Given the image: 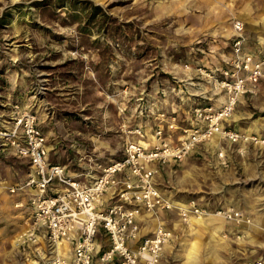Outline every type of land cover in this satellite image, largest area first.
I'll return each instance as SVG.
<instances>
[{
	"label": "rangeland",
	"instance_id": "rangeland-1",
	"mask_svg": "<svg viewBox=\"0 0 264 264\" xmlns=\"http://www.w3.org/2000/svg\"><path fill=\"white\" fill-rule=\"evenodd\" d=\"M239 33L245 52L264 46V0H0V130L12 128L19 112H33L51 145L85 150L84 160L60 159L82 179L123 156L132 136L124 118L138 113L141 120L152 103L163 111V138L177 145L196 125V107L226 102L227 90L205 71L224 78ZM189 63L197 65L195 74L185 69ZM184 91L193 95L178 115L171 105ZM222 128L242 138L221 133L197 143L161 187L195 197L205 216L236 202L264 220V142L244 137L264 139V78L239 96ZM29 168L0 135V264H34L42 245L25 240L33 224L25 190H8L24 183ZM255 233L264 245V228ZM220 235L206 244L207 255L243 264L232 253V235Z\"/></svg>",
	"mask_w": 264,
	"mask_h": 264
},
{
	"label": "built area",
	"instance_id": "built-area-1",
	"mask_svg": "<svg viewBox=\"0 0 264 264\" xmlns=\"http://www.w3.org/2000/svg\"><path fill=\"white\" fill-rule=\"evenodd\" d=\"M235 28L241 31V22H237ZM243 42L244 38L239 33L232 45V67L222 71L223 79H218L215 71H205V75L214 78L216 86L225 88L229 93L224 104L219 107H196L197 123L177 145L163 138L160 126L155 134L159 141L150 148L139 142L127 141L123 156L103 166L100 173L86 184L68 175L63 165L48 161L46 138L33 112H19L14 117L12 128L0 130V135L8 140L16 154L29 160L30 171L24 183L19 187L9 186L8 190L11 193L21 188L30 191L33 224L24 234L25 240L37 244L43 240L42 245L36 247L34 264H92L96 254H99L103 264H159L164 245L173 236L170 229L159 226L137 247L129 245L138 231L135 222L138 208L135 203H143L148 211L174 206L160 194L148 164L171 158L182 160L197 143L210 139L216 133H222L233 141L242 138L238 132L222 128L221 123L232 115L239 96L248 91L254 92L264 78V55L244 52ZM128 132L143 136L139 127ZM244 137L264 142L255 135ZM119 173L125 175L118 177ZM112 188H115L114 198L119 200L104 208L103 196ZM178 208L185 220H188L189 213L198 216L208 214L205 208L193 201L189 207ZM212 215L237 223L250 222L241 210L234 207L218 208ZM99 229L106 233L110 241V247L104 251L96 241ZM64 242L71 247L70 259L61 252ZM244 264H264V256L247 260Z\"/></svg>",
	"mask_w": 264,
	"mask_h": 264
},
{
	"label": "crops",
	"instance_id": "crops-1",
	"mask_svg": "<svg viewBox=\"0 0 264 264\" xmlns=\"http://www.w3.org/2000/svg\"><path fill=\"white\" fill-rule=\"evenodd\" d=\"M262 47L264 48V46H257V47L255 46V49L257 51L249 49L246 52L253 54L255 56L264 55L262 53V50L258 49ZM243 50H244V46H243ZM185 69L195 74L197 71L196 70L197 65H194L191 63L185 64ZM211 69H214V68H211ZM217 69H222V68L219 67ZM180 93L181 92H175V95H180ZM192 93L193 92L191 91L189 92L184 91L182 94L183 96L180 97L182 99L180 103L181 105L175 104V103L171 105L174 113L176 112V114L179 115L180 110L185 111L184 108L188 107L190 104L189 100L193 95ZM148 107H145L141 110L140 113H143L144 111H146V114H144V116H140L141 120H139V114L137 113L135 115L133 114L130 118H127V120L126 118H124L123 122L131 128L140 127L143 131V136L139 137V135L137 134H132V136H130L131 137L130 140L139 142L143 146L150 148L153 146V144L155 143L154 141L156 140V137L154 135V128L156 126L157 127L162 126V128H164L165 123L162 122L163 120H160L161 118H159V114H161V112L163 111L158 106L156 108L155 104L152 103L148 105ZM182 107L184 108L181 109ZM173 116H174L173 118L176 117L175 114H173ZM169 120L170 119H168L167 122H169ZM227 120L228 119L224 120L221 123L222 127H223L224 122H226ZM41 130L43 131V129ZM219 134L221 133H216L215 135L212 136V138L219 136ZM44 135L46 138L48 161L50 163H58V164L63 165L68 175L76 177L77 179L81 180V182L84 184L88 183L91 179H82V176L78 175L76 171H73L72 169L68 168L69 163H66L60 160L65 157H69V155L74 156V158L76 159L79 158L80 160L86 159L85 158L86 152L84 149H82V146L80 144L78 145L74 144L72 148H70V150H68V148L66 149L65 147H61L59 149L58 147L51 145L45 133ZM174 140L175 138L174 139L172 138V141ZM191 154L192 152L191 153L189 152L185 156V158L182 160L171 158L163 162L154 161L148 164V167L153 170L152 179H153L154 184L157 186L160 194L163 196V198L172 202L174 206L171 208L157 207L154 211H148L146 210L143 203H138V204L135 203L134 205H136L138 208V212L136 213V216H135V222L138 226V231H137V237L133 240H130L129 245L133 248L137 247L144 238L152 236L155 230L157 229V227L163 226L165 228L170 229L173 233V236L168 242L165 243L164 249H163V256L159 264H210V263L211 264H223L222 259L216 256L218 252L214 253L215 257H211V256H208L210 254L206 251V244L213 243V241L217 240L218 238H221L220 234L222 233L226 237L228 236L229 233L232 235V241L236 243L235 252L233 251L232 253H234L238 258H241L243 264L247 260L256 259L261 256H264V245H260L256 243L257 236L255 233L256 230H260L261 228H264L255 222H258L259 224L261 223V225L264 226V220L263 219L255 220L253 212L238 205V203L236 202L226 203L223 206L215 207L214 210L218 208L234 207L238 210H241L244 216L250 219V222L243 221L241 223H237L233 220H227L221 216L210 215V216H203L204 223H199L194 220L199 217L198 215L194 213H189L188 220H185L183 218L181 212L179 211V208H178L179 206L189 207L192 201L201 207H203V205L195 197H190L188 199L185 198L184 196L175 197L174 191H171L170 189L164 190L161 187L162 186L161 184L166 183L164 179V174L165 173L172 174L173 172H176L177 166L186 165V163L189 160V156ZM84 163L85 161H82L81 165L84 166ZM29 167H30V164H29ZM124 175L125 173H119L118 177H123ZM93 176H96V175H92V178ZM114 189L115 188H112L111 190H109L108 192L104 194L103 196V207L104 208L110 206L113 202L119 200L118 198H114ZM160 189L165 194L161 192ZM181 189H185V188L183 187ZM25 193L26 195H28V203H29L30 191L25 190ZM175 212L178 213L179 220L176 218ZM225 227L227 228L229 227V229L225 230ZM180 240H184V241H180ZM96 241H97L99 248H101L102 251L107 250L110 247V241L106 233L102 229H99V231L97 232ZM193 250L195 251L191 253V251ZM256 251L257 252L259 251V252L257 253ZM61 252L62 254L67 256V258L69 259L71 258V247L67 242H64L62 244ZM92 264H103L98 259V254L95 255Z\"/></svg>",
	"mask_w": 264,
	"mask_h": 264
},
{
	"label": "bare ground",
	"instance_id": "bare-ground-1",
	"mask_svg": "<svg viewBox=\"0 0 264 264\" xmlns=\"http://www.w3.org/2000/svg\"><path fill=\"white\" fill-rule=\"evenodd\" d=\"M250 132V130L248 131ZM156 143V140L154 141ZM94 177V176H93ZM210 216V215H209ZM195 221L199 222V223H204V217L203 216H199L198 218L194 219ZM195 236V235H194ZM198 237V236H197ZM194 239V238H193ZM198 240V239H197ZM197 242V241H196ZM202 243V242H201ZM201 245V244H200ZM199 248V247H198ZM195 250L191 251V253H193ZM196 254V253H195ZM202 258V257H201ZM196 259V258H195ZM212 262V261H211ZM211 264V263H210Z\"/></svg>",
	"mask_w": 264,
	"mask_h": 264
}]
</instances>
